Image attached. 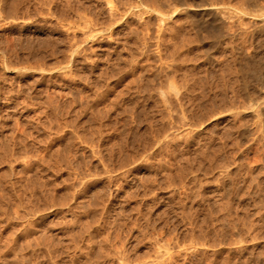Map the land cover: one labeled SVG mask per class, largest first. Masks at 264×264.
<instances>
[{
	"label": "rangeland",
	"instance_id": "rangeland-1",
	"mask_svg": "<svg viewBox=\"0 0 264 264\" xmlns=\"http://www.w3.org/2000/svg\"><path fill=\"white\" fill-rule=\"evenodd\" d=\"M0 264H264V0H0Z\"/></svg>",
	"mask_w": 264,
	"mask_h": 264
}]
</instances>
